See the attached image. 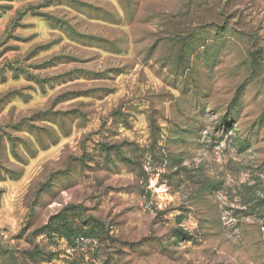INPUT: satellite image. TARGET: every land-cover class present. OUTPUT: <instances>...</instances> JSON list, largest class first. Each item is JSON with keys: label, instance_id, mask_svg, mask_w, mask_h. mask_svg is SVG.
I'll list each match as a JSON object with an SVG mask.
<instances>
[{"label": "rangeland", "instance_id": "374dc122", "mask_svg": "<svg viewBox=\"0 0 264 264\" xmlns=\"http://www.w3.org/2000/svg\"><path fill=\"white\" fill-rule=\"evenodd\" d=\"M0 264H264V0H0Z\"/></svg>", "mask_w": 264, "mask_h": 264}]
</instances>
